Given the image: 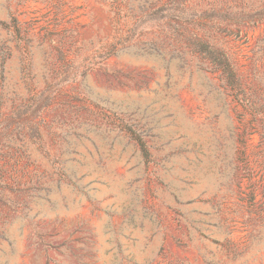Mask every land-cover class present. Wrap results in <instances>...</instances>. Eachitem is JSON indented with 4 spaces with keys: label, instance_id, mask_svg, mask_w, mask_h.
<instances>
[{
    "label": "rangeland",
    "instance_id": "obj_1",
    "mask_svg": "<svg viewBox=\"0 0 264 264\" xmlns=\"http://www.w3.org/2000/svg\"><path fill=\"white\" fill-rule=\"evenodd\" d=\"M0 264H264V0H0Z\"/></svg>",
    "mask_w": 264,
    "mask_h": 264
},
{
    "label": "trees",
    "instance_id": "obj_2",
    "mask_svg": "<svg viewBox=\"0 0 264 264\" xmlns=\"http://www.w3.org/2000/svg\"><path fill=\"white\" fill-rule=\"evenodd\" d=\"M201 47L203 49L201 51H204L207 53V57L214 63L218 65V67L225 73H228L229 75H232V70L230 68L229 62L226 58V55L223 52H220L206 43H201Z\"/></svg>",
    "mask_w": 264,
    "mask_h": 264
}]
</instances>
